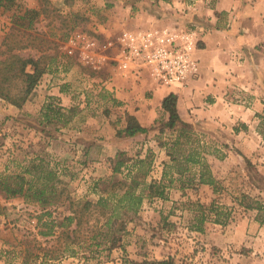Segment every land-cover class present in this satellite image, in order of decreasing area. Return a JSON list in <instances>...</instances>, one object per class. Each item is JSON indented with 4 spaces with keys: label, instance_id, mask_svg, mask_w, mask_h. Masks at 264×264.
<instances>
[{
    "label": "rangeland",
    "instance_id": "1",
    "mask_svg": "<svg viewBox=\"0 0 264 264\" xmlns=\"http://www.w3.org/2000/svg\"><path fill=\"white\" fill-rule=\"evenodd\" d=\"M180 4L179 13H187L189 7L196 10L195 0H178L177 6ZM16 6L20 12L25 8L39 12L26 33L20 29L18 34L13 27L11 35L17 33L28 45L17 53L33 58L51 56L55 61L21 108L0 99V175L41 156L59 169L74 201H96L98 193L93 190L98 180L112 177L116 163L125 162L121 167L124 174L138 170L142 176L146 167L133 166V160L146 158L150 162L147 183L162 181V173H166L162 181L165 198H148V191L140 187L137 192L143 194V200L137 212L120 211L112 220L111 231L103 226V218L92 215L77 229L79 243L64 251L66 238L58 225L68 214L67 205L43 209L0 194V264H121L123 258L137 264L168 258L175 264H264V97L236 85L223 92L229 108L249 107L252 117L247 125L236 121L239 109L238 113L224 112V120L218 119L211 128L179 124L168 129L166 113L160 110L146 135L129 140L122 148L111 141L125 126L128 114L127 103L115 96L118 82L112 81L113 76L127 78L113 69L118 38L161 19L173 9L172 0H15L9 10L0 9V50ZM75 34L95 41L96 69L85 64L77 52L65 53L64 44ZM14 40L9 37L7 42ZM57 92L61 95L56 96ZM50 103L66 111L65 126L62 121L46 123L42 118V108ZM180 131H184L181 146L174 147L171 143ZM169 153L178 162L189 154L206 162L214 187L198 183V164L184 163L187 170L181 176L176 174ZM102 188L97 185L98 190ZM190 201L204 206L213 203L226 216L216 220L210 214L203 232H197L196 208L185 205ZM107 235L117 239L111 249L103 240Z\"/></svg>",
    "mask_w": 264,
    "mask_h": 264
},
{
    "label": "trees",
    "instance_id": "2",
    "mask_svg": "<svg viewBox=\"0 0 264 264\" xmlns=\"http://www.w3.org/2000/svg\"><path fill=\"white\" fill-rule=\"evenodd\" d=\"M167 1V0H162ZM15 3V0H0V9L9 10V5ZM14 18L12 26L5 35L0 50V99L21 108L26 102L32 90L37 86L43 74L48 71V65L54 63L55 58L41 55L38 58L23 57L17 52L25 47L19 40V30L22 29L23 34L31 29L37 21L39 12L35 9L25 8L23 12L18 11V6L12 15ZM13 27L18 29V34H13ZM29 36V35H28ZM9 37H13L14 42H7ZM176 96L169 94L163 98L161 103L162 110L167 113L168 118L165 122V127L174 129L177 125L190 127L184 123L177 112ZM64 111V112H63ZM64 108L55 107L52 103L47 104L42 108V118L49 123L53 119L62 121L65 126L68 119ZM125 126L116 133L117 137L132 138L138 134H145L146 128L139 125L136 118L130 114H126ZM184 137V131H180L176 140L171 143L174 147H180V139ZM170 161L174 163L172 166L176 169V174L182 175L187 169H183L182 164L192 163L198 164L200 167L198 183L201 185L213 186L214 179L206 162H202L192 155L184 156L183 162H178L173 154L169 153ZM133 166L138 168L146 167L142 176L131 170L123 173L121 169L125 165L123 160H120L112 168V177L98 180L93 193H98L96 201L84 199L83 201H74L67 189L63 180L60 179L59 169L51 165L50 162L41 156H36L27 161L26 164L16 163L18 170L0 175V194L6 199L21 198L25 202H33L38 204L43 209L47 207H58L67 205L68 214L63 216L58 227L62 229V235L66 238L65 250L68 251V245L72 246L78 244L79 241L75 238L77 229L82 225L84 220H90L92 215H97L104 219L103 226L110 228L114 227L112 220L122 212V214H130L138 211L142 204L143 194L137 192L138 189L145 188L148 193V198L158 197L165 198L163 178L166 175L162 173V181H145L147 172L149 170L150 162L144 159L133 160ZM170 167V166H169ZM115 175H120L123 179L115 178ZM97 185H103L101 190L97 189ZM185 205L196 208L194 215V229L197 232H203L204 221L207 220L210 214L215 216L216 220L226 216V214L213 203L204 206L199 202H187ZM50 216V214L48 213ZM95 218L94 220H100ZM73 225V228H70ZM46 235V234H43ZM106 236V234H104ZM72 236V237H71ZM105 243L109 244L108 249L115 247L117 239L114 236L108 238V235L103 239ZM99 244V243H98ZM100 245V244H99ZM72 255L74 251L69 249ZM121 264H137L131 260L123 258ZM142 264H175L171 259L160 261H144Z\"/></svg>",
    "mask_w": 264,
    "mask_h": 264
},
{
    "label": "crops",
    "instance_id": "3",
    "mask_svg": "<svg viewBox=\"0 0 264 264\" xmlns=\"http://www.w3.org/2000/svg\"><path fill=\"white\" fill-rule=\"evenodd\" d=\"M172 2L173 9L162 14L152 26L195 32L198 46L192 57L197 63L198 74L186 86H172L171 90L156 84L143 73L120 79L127 81L126 84L113 76L112 81L118 82L114 84L116 98L127 103L125 110L146 129L162 110V100L169 94L177 98L180 119L192 127L211 128L217 125L218 119L224 120V112L238 113L239 109H242L241 113L235 119L247 125L252 117L249 107L230 105L229 108L222 94L227 87L236 85L248 87L253 96L264 97V0H195L196 10L189 7L187 13L178 12L183 7L177 6L178 0ZM147 26L151 25L141 27ZM165 115L166 122L168 115ZM228 118L231 120L230 115ZM142 135L146 133L132 138L115 137L111 141L117 148H122L129 140Z\"/></svg>",
    "mask_w": 264,
    "mask_h": 264
},
{
    "label": "built area",
    "instance_id": "4",
    "mask_svg": "<svg viewBox=\"0 0 264 264\" xmlns=\"http://www.w3.org/2000/svg\"><path fill=\"white\" fill-rule=\"evenodd\" d=\"M95 45L91 38L75 34L63 48L68 55L77 52L85 64L96 69ZM197 46L194 31L166 26L140 27L123 32L118 38L113 69L121 77L143 73L156 84L183 87L198 74L197 63L192 57Z\"/></svg>",
    "mask_w": 264,
    "mask_h": 264
}]
</instances>
